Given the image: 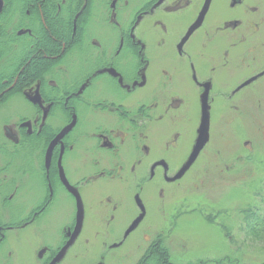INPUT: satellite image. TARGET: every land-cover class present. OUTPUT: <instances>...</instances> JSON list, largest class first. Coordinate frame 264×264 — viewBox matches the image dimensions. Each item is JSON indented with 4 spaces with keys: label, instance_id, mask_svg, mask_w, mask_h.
<instances>
[{
    "label": "rangeland",
    "instance_id": "374dc122",
    "mask_svg": "<svg viewBox=\"0 0 264 264\" xmlns=\"http://www.w3.org/2000/svg\"><path fill=\"white\" fill-rule=\"evenodd\" d=\"M229 3L230 0H212L204 26L185 42L184 54L187 57L183 58L177 55L174 44L194 14L188 12L177 17H161L167 36L148 30L151 28L148 24H138L136 33L139 32L140 45L146 52L155 50V41L162 40L164 36V45L156 49L155 76L146 74L138 91L145 103L155 100L157 104V112L145 130H141L146 138L140 144L152 146L151 153L142 157L143 161L138 166L137 177L143 176L146 181L136 186L130 178L122 183L102 180L82 191L80 232L55 264H137L157 237L168 249L172 264L264 262V74L232 95L241 83L264 71V18L253 19L261 30L256 31L248 43H256L262 49L257 48L245 62H241L240 57L244 54L242 45H248L244 41L246 37L238 41L234 38H240L241 32L233 36L229 33L232 31L225 33L220 29L228 17H244L246 9L238 7L232 10ZM245 3L257 4L264 15V0H246ZM101 7L102 0H95V12ZM134 7L131 1L126 14L130 16ZM126 14L123 19L119 18L123 28L131 20ZM114 31L102 15L89 22L90 36L105 48H108ZM151 32L159 33V36H151ZM19 44L21 46L23 42ZM77 48L71 52L70 58L64 59L66 74L55 76L58 82L83 75L81 68L86 66L81 64L87 52H77ZM225 51L228 52L226 58L223 55ZM0 65H4V60ZM130 65V62L122 61L124 69ZM194 75L198 80L204 79L203 83L210 81L212 84L206 111V140L196 160L180 180L164 182L157 178L162 176V170L157 168L156 179L150 181L151 161H168V177H171L186 163V157L196 144L202 103ZM91 88L92 100L119 98L121 93L105 77L96 78ZM173 96L181 99L180 108L175 112L164 111ZM22 108L17 98L12 99L7 107L0 106V144L3 124H11L16 122L14 119L24 117ZM76 109L78 131L88 132L106 120L100 114L84 109L80 103ZM177 132L181 138L173 139ZM169 140L178 145L165 153L164 145ZM45 145L46 142L42 151ZM75 149V160L68 158V161H63L66 176L72 179L78 169L89 171L92 158L104 163L110 159L94 148L89 137L80 140ZM8 150L1 147L0 155L6 161L1 162L0 158V168L6 167L5 174L1 176L6 181L3 188L11 201L5 208L0 202V221L20 223L28 220L5 229L0 244V264H50L57 256L55 252L67 240L66 231L74 224L76 201L55 184L56 192L44 214L36 218V207L44 193L43 171L36 159L38 154L29 148L17 154L16 158L12 155L7 158ZM149 156L151 160L147 159ZM98 189L104 190V194L99 195L102 191L98 192ZM107 196L117 203L114 204L117 206L114 212L108 204L100 203ZM106 214L113 215L107 226L102 222V216L106 220ZM140 215L143 216L141 221L122 243L110 248Z\"/></svg>",
    "mask_w": 264,
    "mask_h": 264
},
{
    "label": "flooded vegetation",
    "instance_id": "af4514ba",
    "mask_svg": "<svg viewBox=\"0 0 264 264\" xmlns=\"http://www.w3.org/2000/svg\"><path fill=\"white\" fill-rule=\"evenodd\" d=\"M27 1V3L24 2L22 9H18L17 4L19 3L11 2V0H8V2L0 0V14L5 9V21L2 23L5 35L2 39L0 37V54H2L0 63L4 60V65H0V102H3L2 106L7 107L12 99L17 98L24 107L22 112L25 111L24 117L14 119L16 122L11 124L5 122L3 124L1 130L4 140L1 141L0 151L1 147L9 149L7 158L10 155L15 158L17 154L25 152L29 148H33V151L38 154L36 159L43 171L41 175L44 178V193L35 213L38 219L44 214L43 212L56 192L55 184L76 201L77 214L74 224L66 231L67 240L55 252L58 255L75 230V237L80 232L82 215L79 201L80 195L83 196L82 191L88 190L91 185H95L102 180L122 183L130 178L136 186L146 181L143 176L141 178L137 177L138 170H140L138 166L143 161L142 157H147L151 153L152 146L140 144V141L146 138L141 130H145L146 125L157 112V104L155 100H149L145 103L144 99L138 95V91L145 82L146 74L149 77L155 76L156 49L164 45V36L162 40L155 41V50L146 52L140 45V35L139 32L136 33V27L142 22L150 25L151 28L148 27V30L167 36L166 26L161 17L164 19L171 15L177 17L188 12L194 14L181 34L179 41L174 44L177 55L182 58L187 57L184 54L186 43L180 46L181 41L196 23L205 5L208 4V10H206L200 25L191 33L189 38L204 26L212 0H102V7L96 12L93 9L95 0H83V6L81 5L79 12L73 13L67 27L60 24V5L58 1L48 3L44 7L40 4L33 5L31 0ZM131 1L135 7L129 16V13L126 14V10ZM245 2L246 0H230L229 7L232 10L245 7L246 15L242 18L236 15L228 17L223 22L220 31L225 33H227L226 31H232L229 33H232L233 36L236 35V32H241L243 35L234 39L242 41V37L245 36L244 41L248 44L253 39L255 32L261 30V28L258 29L257 21H253V19L259 17L262 20L264 15L260 6L257 4L246 5ZM63 3L64 1H62ZM125 14L127 17H131V20L128 26L123 28L120 22ZM98 15H102L108 25L115 30L107 45L108 48L101 46L89 34V22ZM82 16L84 20L81 26L79 23ZM49 26H52L68 45L66 46V43L62 44L58 55L43 56L46 64H42L41 66H44L39 68V72L31 76L33 79L18 84L19 76L25 66L29 64L32 54L44 46L45 33ZM153 32H151V36L153 34L159 36V33ZM21 41L23 44L20 46ZM252 44L242 45L241 52L244 49V54L240 57L241 62H245L250 53L257 48L262 49L256 43ZM77 46V52H87L83 60L84 63L81 64L86 66L81 68L83 75L78 76L76 79L67 77L64 82H58L55 76L66 74L63 68L64 59L68 56L70 58L71 52ZM227 54L228 52H223L225 58ZM123 60L131 63L127 69L122 67ZM191 68H193L192 65ZM161 72H164V70H161ZM262 73L263 71L245 81L243 80V83L251 78H254V81L257 80L262 76ZM98 77L107 78L116 90L121 91L119 98L101 97L92 100L91 84ZM203 80H198L194 75L201 103L203 102L204 92L207 90L208 110L212 84L209 83V80V82L203 83ZM243 83L232 92V95L247 86L240 87ZM18 89H20V92H17ZM86 91L89 92L86 93ZM78 103L84 109L105 117L106 120L103 119L99 125L88 132L87 130L78 131L76 109ZM180 105L181 99L178 96L170 97L164 111L175 112L176 109L180 108ZM202 114L203 104L200 110L201 119ZM7 117L11 120L10 115H7ZM85 137H89L94 148L110 156V159L107 163H104L100 159L92 158L90 166L93 171H91V168L89 171L78 169L73 173L72 179L66 176L63 161L65 159L68 161V158H73L72 161L75 160L76 145ZM197 137H199V132ZM177 138H181L179 132L173 137V139ZM197 140L198 138H196L195 143H197ZM45 142L46 145L42 151ZM167 142L164 145L165 153L169 152L170 149H175L178 145H174L175 141L170 142L169 140ZM32 143H35L36 146L32 147ZM194 148L191 149L188 158L186 157V163L171 177H168L170 167L167 166L169 163L166 158L168 164L164 159L151 161L149 180L154 181L156 179L155 170L157 168L162 170V176L159 175L157 178L162 179L164 182L174 183L180 180L197 158L178 179H174L187 164ZM149 157L147 159L151 160V156ZM0 158L1 162L6 161V158L2 155H0ZM99 191H102L99 195L104 194V190L98 189ZM160 196L163 197L162 191H160ZM7 199L10 200V195ZM103 199L100 200L101 205L108 204L111 206L112 212L117 209V206H115L117 203H113L111 196ZM103 218L104 216H102V222L107 226V223L112 221L113 215L107 216L106 214V220H103ZM6 224H10V222L2 221L0 223L3 230L12 228L6 226ZM128 234L129 232H126L110 248L119 246Z\"/></svg>",
    "mask_w": 264,
    "mask_h": 264
},
{
    "label": "trees",
    "instance_id": "16d2710c",
    "mask_svg": "<svg viewBox=\"0 0 264 264\" xmlns=\"http://www.w3.org/2000/svg\"><path fill=\"white\" fill-rule=\"evenodd\" d=\"M5 2H8V0H4ZM17 2L19 4H17L18 9H22L23 5L25 3H27V0H11V2ZM26 1V2H25ZM33 2V5L36 4H40L41 6H45L46 4H50V3H56L58 1L59 5H60V24L61 26H66L68 22H70V19L73 16V13H77L79 12V9L81 7V5L83 4V0H31ZM62 1H64V3L62 4ZM25 2V3H24ZM73 5V6H72ZM84 16V14H83ZM83 16L80 20V25L82 26L83 23ZM64 17V19H63ZM5 21V9L4 11L0 14V37L1 39L4 37V30H3V26L2 23H4ZM70 24V23H69ZM79 25V27H80ZM45 43L44 46H42L39 50L36 51V53L32 54V58L29 62V64H27L23 70V72L21 73V75L19 76L18 79V84H20L22 81L25 80H29L31 81L33 78L31 76H33L35 73L39 72V68L43 67L41 66L42 64H46V60L43 58V56L45 55H49L51 56L53 55H58L60 54V50H61V46L62 44H65L66 46L68 45L67 42H64L63 38L61 36H59L57 34V32L55 31V29L52 26H49L47 28V31L45 33ZM2 57V54H0V59ZM22 87V86H21ZM17 92H20V89L17 90ZM3 102H0V106H2ZM32 147H35L36 144L32 143L31 145ZM24 153V152H21ZM16 158V156H15ZM18 158V157H17ZM19 159V158H18ZM5 169L6 167L0 168V202L2 204V208L6 207L7 205H9V202L11 201V199L8 201L7 199V195L5 193V190L3 188L4 182H6L1 174H5ZM36 218L37 216L34 215ZM28 219H25L23 222H27ZM20 222V223H21ZM0 223H2V221H0ZM20 223H10V224H6V226L8 227H16L19 226ZM5 226V227H6ZM0 244L2 243V236L5 230H3L2 226L0 225ZM168 249L166 248V246L164 245V243L162 242L160 237H157L145 250V253L143 254V256L140 258V260L138 261L137 264H172L171 260H170V255L168 253ZM261 264H264V262H262Z\"/></svg>",
    "mask_w": 264,
    "mask_h": 264
},
{
    "label": "water",
    "instance_id": "95a60500",
    "mask_svg": "<svg viewBox=\"0 0 264 264\" xmlns=\"http://www.w3.org/2000/svg\"><path fill=\"white\" fill-rule=\"evenodd\" d=\"M1 4V2H0ZM207 5H205V8L203 9V11L201 12V14L199 15V18L197 19L196 23L189 29V31L187 32V34L185 35V37L182 39L180 46H182L187 39L189 38V36L191 35V33L200 25L203 16L207 10ZM264 74V71L263 73ZM254 81V78L249 79L248 81H246L245 83H243L240 87H244L248 84H250L251 82ZM207 90H205L204 95H203V114H202V119H201V125H200V130H199V137L196 143V146L187 162V164L185 165V167L181 170V172L176 176V178L174 179H178L185 171L186 169L193 163V161L195 160V158L197 157L198 153L200 152V150L203 147V144L206 140V138L204 137V135L206 134V120H207ZM142 215H140L129 227L127 232H130L131 230H133L135 228V226L141 221L142 219ZM76 235V230L75 232L72 234V236L69 238V240L67 241V243L65 244V246L61 249V251L59 252V254L50 262V264H55L59 258L62 256V254L64 253V251L67 249V247L72 243L74 237Z\"/></svg>",
    "mask_w": 264,
    "mask_h": 264
}]
</instances>
